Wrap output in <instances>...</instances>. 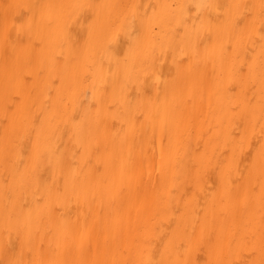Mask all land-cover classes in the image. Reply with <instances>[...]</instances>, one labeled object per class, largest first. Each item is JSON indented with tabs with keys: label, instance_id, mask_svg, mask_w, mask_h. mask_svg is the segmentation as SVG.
<instances>
[{
	"label": "bare ground",
	"instance_id": "6f19581e",
	"mask_svg": "<svg viewBox=\"0 0 264 264\" xmlns=\"http://www.w3.org/2000/svg\"><path fill=\"white\" fill-rule=\"evenodd\" d=\"M0 264H264V0H0Z\"/></svg>",
	"mask_w": 264,
	"mask_h": 264
}]
</instances>
